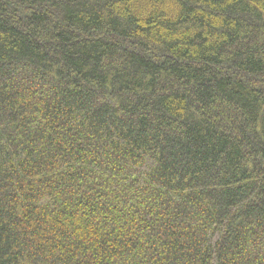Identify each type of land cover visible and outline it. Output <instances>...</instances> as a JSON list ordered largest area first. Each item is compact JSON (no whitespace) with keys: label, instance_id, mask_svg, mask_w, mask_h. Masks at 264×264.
I'll return each mask as SVG.
<instances>
[{"label":"trees","instance_id":"1","mask_svg":"<svg viewBox=\"0 0 264 264\" xmlns=\"http://www.w3.org/2000/svg\"><path fill=\"white\" fill-rule=\"evenodd\" d=\"M0 264H264V0H0Z\"/></svg>","mask_w":264,"mask_h":264}]
</instances>
